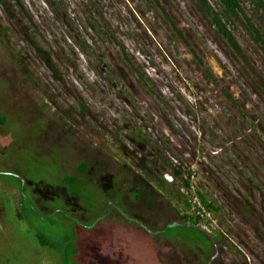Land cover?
Wrapping results in <instances>:
<instances>
[{
  "label": "trees",
  "instance_id": "obj_1",
  "mask_svg": "<svg viewBox=\"0 0 264 264\" xmlns=\"http://www.w3.org/2000/svg\"><path fill=\"white\" fill-rule=\"evenodd\" d=\"M105 1L29 0L26 3L25 0H16L13 3L14 6H11L7 0H0V7L7 9L8 17L6 20L8 25L0 22V39H5L7 48L10 50L11 57L15 61L23 80L44 94L39 106V113L44 116L45 122L48 123V129L54 124H58V127L65 128L69 132L68 138H76L77 134L81 137L82 131L78 129V125L85 126L89 122L91 123L88 97L84 96V92L77 89L76 86L75 90L68 87L65 74L61 70V59L76 56L78 49L88 58L90 63H92V57L96 56L95 63L92 64L93 67H87L89 70L91 68L101 71L110 70L107 71L105 79L100 77L103 85L122 86L120 73L121 68H124L129 73L136 75L137 83L142 85L141 88L161 95L157 86L149 81L151 79L145 70L139 67L136 60L128 53L127 46L120 39L121 34L115 26L118 19L113 16L117 13L112 14L107 11L113 2L106 5L103 3ZM188 1L198 11L201 18L220 34L222 42L226 43L232 51L234 62L240 68L237 70L247 73L246 76L250 80L247 84L258 87L264 94V76L258 72V67L253 64L233 33V30L236 29L234 24L243 27L245 36L248 37L247 40L255 44L256 55L264 64V0H214L218 9L211 4V0ZM158 2L159 0H153L151 7L156 12H160L163 15V20L173 27L175 36L193 54L197 65L205 71L207 77L217 81V77L208 69L204 60L176 28L173 18L162 7V4H166L165 2H170V0H160L159 5H157ZM14 7L24 17L19 16L14 11ZM121 19L119 17V20ZM58 24L62 26V29H65L66 35L72 41L69 45L65 39L66 49L60 43L53 28H49V26L58 27ZM14 26L18 29H16L17 34L31 48L32 65L40 62L51 73L52 83H54L52 86L44 85L29 68L24 56L12 50L9 41ZM44 30L50 32L49 37L47 34H43ZM83 31H85V35H83ZM68 46L69 48H67ZM94 47L97 48L96 52H94ZM106 50H110L109 55H113L116 61H111V63L108 61ZM98 77L95 78L96 83H99ZM109 81L112 82L107 83ZM87 84L90 85L91 83L88 81ZM5 87V84L0 82V165L7 166L9 169V166H15L14 160L16 158H12L11 161L7 159V161L1 162V160L7 158L6 149L9 145L6 144L5 134L8 133V125L14 122L12 120L14 114L11 115V113L15 112V106L8 97L9 106L13 105V111L7 110L6 100H4ZM77 92H79L80 97H78ZM225 94L231 102H235L231 93L225 91ZM121 99L124 98L121 97ZM118 101L121 100L118 99ZM197 128L201 129L199 125ZM98 131L104 136L106 135L101 129ZM49 132L55 131L48 130ZM118 134L121 138L120 144L125 149L122 150L121 146L120 150L116 152L121 163L119 173H132V177L136 179L133 183L131 177L130 183L128 179L125 183L120 182L122 186L119 187L113 180L114 175L112 173L99 175L98 170H96V180L94 181L88 165L82 162L83 165H79L77 174L62 171L61 186L54 188L52 185L40 182L35 188L28 190L27 187L23 186L22 180L15 178L9 170H3L0 171V177H3L0 180L4 181L5 188L0 187V220L11 218L15 214L14 216L20 220L30 222L35 232L33 236H30L33 242L53 252V257L50 258L52 259L51 264H103L101 248L107 242H112L111 239L116 230L133 238L139 237L152 247L168 243L181 245V241H183L181 237L169 235L165 228L167 224H175L179 221H184L190 225L189 229L199 228V218L194 214L196 207L188 194L181 191L185 189L190 193L191 187H194L206 210L212 213L221 226V229L213 230L210 234L205 233L211 240V247L226 245L238 255L244 256L237 246L235 237L242 238L241 234L236 225L232 223L233 220L224 215L225 206L221 202L222 200L228 201V199L224 198L225 195L220 190L224 188L229 197L234 196L229 185L218 180L217 168L219 167L217 164L211 162V166V163L207 164L202 161L197 176L191 174V165L187 166V164H183L184 168H173L175 172H167L151 158L150 154L144 155L142 143L146 145L145 141H137L138 147L136 148L131 139L122 136V132H118ZM134 134L136 133L134 132ZM84 136L89 142L90 136L87 133ZM60 139L59 137L58 142ZM195 139L198 140L196 136ZM14 140L13 143H10L11 148L15 145L17 136ZM21 152V150H17L18 158ZM53 152L58 151L53 150ZM161 154L160 151L159 157ZM208 157L211 161V157L215 156L208 155ZM161 162L164 164L166 161L161 157ZM16 168L22 170V167ZM166 172L173 177L174 182L169 183L165 179ZM249 181L254 183L252 179ZM94 182L95 185H93ZM9 184L16 188L14 192L12 188L9 189L11 187ZM89 186L100 189L102 193L96 199H89L88 202L81 192L88 189ZM126 189H131L132 193L127 194ZM12 197L13 201L7 199H12ZM99 198H102L101 201L104 202L100 205H104L107 210L106 217H94L93 220L96 222L94 226L87 227L89 230L95 227L96 236L92 237L89 233L78 235L74 229L72 235L74 237L69 238L68 232L71 229L68 230V221H80V219H85L84 216L89 217L91 213L95 212L93 207L96 206V201ZM221 198L224 199L221 200ZM58 200L62 201V204ZM229 205L232 206L230 203ZM156 207H161L166 213L171 214L169 219L156 217L155 213L160 214V212L154 211ZM54 215H60L62 220L60 222L54 221ZM43 222L46 223L45 227L42 226ZM78 229L81 230L80 226ZM48 231L55 232L56 236L47 237ZM186 245L189 247L187 248L188 252L191 255L193 253V256H197V252L202 249L199 243L190 241ZM181 249L184 250V248ZM151 251L160 253L161 248H151ZM41 253V251H37L35 255ZM11 258L13 259V257ZM15 258L14 260L8 259L9 263L7 264L23 262L21 258L17 256Z\"/></svg>",
  "mask_w": 264,
  "mask_h": 264
},
{
  "label": "rangeland",
  "instance_id": "obj_2",
  "mask_svg": "<svg viewBox=\"0 0 264 264\" xmlns=\"http://www.w3.org/2000/svg\"><path fill=\"white\" fill-rule=\"evenodd\" d=\"M7 1L9 4L11 3L12 6L16 0ZM25 1L28 3V0ZM152 1L153 0H106L103 3L109 5L113 2L109 5L107 11L112 14L117 13L113 17L118 19L115 26L121 34V36L119 35L120 39L127 46L128 53L136 60L139 67L148 74L151 79L149 81L155 84L159 91H161L160 97L162 98L164 96L165 100L169 101L174 100L179 108L182 107V102H186V104L192 108L191 118L187 123L192 124L193 127L187 125L188 134L194 136L198 125H200L203 127V130L206 131L209 139H212L215 135L224 138L225 143H227L226 140L229 141V139H234V144L231 145L237 148L240 158L233 157L232 163L240 172L246 173V176L251 175L255 184L264 183V166L259 162L260 158L264 159V150H260L259 147L256 146L250 132H245L243 130L241 121L236 118L237 115H235L234 110L231 108V101L223 96L222 93V90L230 91L229 93L233 96H237L238 99L239 97L244 99L245 96L247 97L246 103L259 102L262 98L251 96L252 92L250 93V91L252 90L247 84L249 82L246 76L247 73L237 70L239 66L235 64V59L228 46L224 49V42H222L220 34L215 31V29L211 28L208 22L201 18V15L188 0H170V2H165L166 4H162L161 2L167 14L173 18L176 28L193 46L197 54L204 60L206 66L210 68L217 77V81L209 79L204 70L197 65L193 54H191L188 48L175 36L173 27L163 20V15L160 12H156L151 7ZM159 2L157 5H159ZM211 2V4L218 9L214 0H211ZM11 8L9 9L11 10ZM6 11V8L2 9L0 7V22L4 25H8L6 21L8 18ZM14 11H16L19 16L24 17L15 7ZM119 17L122 19L119 20ZM234 26H236V29L233 30V33L236 39L241 47L249 53L248 48L251 49L252 42L247 41L248 37L245 36L243 27H238L236 24H234ZM51 27L58 35L62 46L66 49L67 43L65 39L69 45L72 41L66 35L65 29H62V26H59V24L58 27L49 26V28ZM16 29L17 27L14 26L13 32L10 34L9 45L12 50L24 56L29 68L44 85L52 86L54 83H52L53 77L51 73L40 62L39 64L32 65L31 48L23 41L20 35L17 34L18 29ZM49 33L50 32L46 30L43 31V34H47V36ZM83 35H85V31H83ZM67 48H69V46ZM227 50L229 51L228 53ZM96 51L97 48L94 47V52ZM108 52H110V50H106L108 61L110 63L111 61H116V58L111 54L109 55ZM77 53L79 54L78 62V58L72 53L73 56L61 59V70L64 72L63 74H65L67 86L71 89L76 86L69 73V67L71 66L74 67L75 77H78L79 74L76 71L79 70L80 73H83V69L88 70L90 74H92L91 76L95 74V78L99 76L97 78L99 83H96L95 97V100L98 101L99 104L92 103L93 101L88 98L91 107V123L89 122L85 126H78V129L82 131L80 135L82 139L81 143L80 145L72 143L71 146L67 148L68 143L66 144L64 140L68 138V135L70 136L69 132L65 128L58 127V124H54L48 129V123L45 122L44 116L39 113V106L44 94L41 90L30 86L23 80L15 61L11 57V52L7 48L5 39H0V82L4 83L6 86L4 100H6V108L8 111L10 109L13 111V105L11 104L9 106V99L13 101L15 106V112L11 113V115L14 114V116H12L14 122L8 125V133L5 134L6 144L9 145L6 149L7 158H3L1 162L4 160L7 161V159L11 161L12 158H16L14 160L15 166L11 165L8 169L7 166L0 165V171L9 170L10 173L16 174L21 180H31L30 182L33 184L44 182L56 188L62 185L61 179L63 177L61 175L63 172L68 171L72 174H77L78 166L82 162L90 161L91 163L95 162L98 164V167L95 166L94 170H98L99 175L103 173H112L116 185L121 187L122 184H120V182L125 183L129 179L130 183V178L133 174L128 172L119 173L121 163L115 160L118 158H115L114 154H112L111 157H105V153H97L94 148L100 149L103 147V144H93V147L88 143L84 135L86 133L90 134L89 138L95 140L97 137H101L98 129H101L103 132L106 131L105 124L108 129L116 125L109 120V117H113V114L107 108V103L105 104L103 101H106L108 98L115 100L116 98L119 99L123 97L140 108L141 104L139 100H146L147 97L141 93L136 75L129 73V71L124 70V68H121L122 71L120 73V83L122 86L115 87L111 84H109L111 86L103 85L100 77L105 79L107 71L110 70L101 71L93 70V68L89 70L87 67H93L92 64L95 63L96 56L92 57V63H90L88 58L80 53L79 49ZM253 58L256 66L262 65V62H257L258 56H253ZM81 78H84L87 82L90 77L86 75ZM110 82L112 81L107 83ZM172 90H174V92H172ZM84 96L88 97L87 94ZM253 98L254 100H252ZM120 100L122 101V99ZM262 110L263 111L256 112L253 108L252 112H248V114L249 116L255 114L256 118L257 116H262L264 119V108ZM118 114L120 115L119 117H121V114ZM196 117L201 120L199 124L194 121ZM177 119L182 120L178 116ZM262 123L264 126V120ZM184 129L185 128H183L182 131ZM48 130H53L56 134L55 132L48 133ZM235 130L241 131L240 134H243V141L238 142L236 140L234 136ZM119 131L120 130L112 131V136L110 137L115 141L116 139L121 140L118 134ZM253 134L259 136L256 131H253ZM16 136V143L11 148L10 143L15 141L14 138ZM59 137L61 139L58 142ZM245 140L247 141L244 143ZM261 140L264 142V134L261 135ZM181 144L182 141L178 139L176 141L178 148H182ZM253 145L255 146L254 151ZM18 149L22 151L19 158L17 157ZM53 150L58 152L52 153ZM197 157L203 158L202 155H196L195 158ZM242 161H250V165H245ZM203 162L208 164L212 162L213 164H217L218 167L220 166L216 156L211 157V161L208 158L207 161L205 160ZM16 167H22V170H18ZM219 169L220 168H217V171ZM0 178L2 179L3 177ZM95 184L94 182L93 185ZM9 185L11 186L9 189L12 188L14 192L16 190L14 185ZM0 187L5 188L3 180H0ZM27 189L29 190L28 187ZM126 190L127 194L132 193L131 189ZM81 193L89 202V199H96L99 197L102 191L98 188L89 186L88 189L83 190ZM7 199L13 201V197L12 199ZM222 199L224 198H221V200ZM101 200L102 198H99L96 201V206L93 207L95 212L91 213L89 217L84 216L85 219H80V221H68V230L71 229L68 232L69 238L74 237L72 236L74 234V229H76L78 235L89 233L92 237L96 236V228L92 227L89 230L87 227L94 226L96 223L93 220L94 217H106L107 210L104 205H100L104 203ZM58 201L62 204V201ZM221 203L225 206V217L233 220L232 223L235 225L236 223H240L239 226L242 230L239 229L240 227H237V230L240 232L242 238L235 236L236 243L240 249L244 251L247 250V247L250 245L248 240L250 236L249 222L251 220L252 223H259L260 220L257 221L253 220V217L251 218L253 209L251 208V210H249L248 200H237L238 211L236 209L233 214L229 213L231 208L227 204V201L222 200ZM110 206L112 207V205ZM250 207H252L251 204ZM128 209L130 208L128 207ZM154 211L160 212V214L155 213L156 217L160 216L161 218L169 219L171 216V214L166 213L161 207H156ZM237 214H240L239 217H236ZM14 215L15 214H13V216ZM13 216L0 220V264H7L9 263L7 261L8 259L14 260L16 256L23 260V262H19V264H51L52 259L50 258L53 257L52 250L40 247V245L33 242V239L30 238V236L35 234L32 224L20 220L17 216H14L15 218ZM53 217L54 221L60 222L62 220L60 215H54ZM232 217H234V219ZM238 218H241V221ZM259 225L262 226V223H259ZM42 226L45 227L46 223L43 222ZM78 226H80L81 230L78 229ZM165 229L169 235H178L183 241L199 243L203 250L212 251L213 246L211 247V241L207 235L201 231L192 229L186 230L184 227L177 224H167ZM113 234L114 237L111 239L112 242H105L106 244L104 243L105 245L101 248V261L103 264H174V260L169 254H160L151 251V248H171V246L167 244L154 245V247H152V245L150 246L144 240L138 242L135 240L137 237L133 238L125 233H120V231L116 230ZM54 236H56L55 232H47V237L53 238ZM181 245L175 246L176 248H184L187 250V246ZM220 247L223 248L222 246ZM37 251H41L42 253L36 256L35 252ZM181 253L183 255L185 254L183 252ZM199 254L201 255L200 251H198L197 256ZM11 257H13V259ZM183 257H185V255ZM240 259L242 258L236 257L233 254L229 255L228 251L222 250L221 256L214 261V264L235 263ZM194 260H186L184 258L183 264H197V261ZM200 260V264H208L205 256H201Z\"/></svg>",
  "mask_w": 264,
  "mask_h": 264
},
{
  "label": "flooded vegetation",
  "instance_id": "obj_3",
  "mask_svg": "<svg viewBox=\"0 0 264 264\" xmlns=\"http://www.w3.org/2000/svg\"><path fill=\"white\" fill-rule=\"evenodd\" d=\"M226 46L227 45L225 43L224 49L226 48ZM248 49H249V53L247 52V54L249 55L253 64L256 65V63H254L255 60L253 58V56H257L256 55L257 48L255 44L252 42L251 49L250 48ZM228 52L229 51L227 50V53ZM78 56L79 54L77 53L75 57L78 58ZM78 61L79 58L77 59V62ZM257 62L259 63L262 62L259 56ZM257 67H258V72L262 73V75L264 76V64L262 63V65L260 66L257 65ZM76 72L79 73L78 77H75L74 67L72 66L69 67V73L72 76V80L76 84V88L84 92V95L87 94L88 98L93 101L92 103L99 104V102L95 100L96 97L95 74L91 76L92 74H90V72L86 69L82 70L83 73H80L79 70H77ZM86 75L90 77L89 80H87V82L89 81L91 83L90 85L87 84L84 78H81ZM141 86L142 85L138 84L141 93L145 95L147 99L139 100L141 104L140 108L136 107L134 103L129 101L127 98L122 99V101H116L118 100V98H116L115 100L108 98L106 101H103V103L105 104L107 103V108L113 114V117H109V120H111V122H113L116 125L108 129L107 125L105 124L106 131H104V133L106 135L104 136L103 133H100L101 137H97L95 140L90 139L88 143L92 146L93 144H99V145L103 144V147L100 149L94 148L96 149L97 153L98 152L99 154L105 153L106 155L105 157L108 156L111 157L112 154H114L116 158L117 157L116 152L120 150V147L122 145L120 144V140L116 139L115 141L110 136H112L111 134L112 131L120 130L119 132H122L123 136L132 140V144L136 148L138 147L136 143L137 141L138 142L145 141L147 143L146 145L145 143H142L144 149L143 150L144 155L150 154L151 158L154 159L158 165H161L164 168V171L167 172L174 171L175 168H179V167L184 168L183 164H187L188 166L193 162L196 155H202L206 161L208 160V158L210 159L208 155L216 156L218 163L220 164L219 166L220 169L217 171V176L219 178L218 180L220 182L224 181L227 185H229V188L232 190L234 196L232 198L229 197L228 193L225 192L224 188L220 190L222 194L224 193L225 195L224 198L228 199L227 204L229 205L230 203L232 205V206L229 205V207L231 208V210H229V213L233 214L236 211V209L238 211L237 200L239 199H244L246 201L248 200L249 210H251V208L253 209V213H251V218L253 217V220H257V221L260 220L259 223H262V226H260L258 222L252 223L250 220L249 222L250 236L248 239L250 245L247 247L248 249L245 251L240 249L244 256L238 255L237 253L232 251V249L227 248L226 245H224L223 248H221L220 246H219L220 248L214 247L212 248V251H208V250L205 251L201 249L199 250L201 252V256H205L208 263L211 262L210 264H214V261H216L221 256L222 250H225L229 252V255L233 254L236 257L242 258L235 263L229 262L228 264H264V183L261 182V184H255L250 182L249 181L250 179L253 180V178H251V175L246 176V173L240 172L237 169V167L232 163L233 157L240 158L237 148L232 146L235 140L229 139V141L226 140L227 143H225L224 138L216 135L213 136L212 139H209L207 137L206 131L203 130V127L200 125L199 126L201 127V129L197 128V131L195 130L196 133L194 134V136L188 134L187 125L193 127L192 124L187 123L191 118L192 108L189 107L188 104H186V102H182L181 104L182 107L179 108V106L176 104L174 100H170V101L165 100L164 96L161 98L160 97L161 95H158L157 93H154L153 91L150 90H146V89L144 90V88L143 87L141 88ZM249 88L252 90L250 91V93L252 92L251 96H255L256 98L260 97L262 99L259 102L256 101L252 103L249 102L246 103L247 97L244 96V99L239 97L238 99V97L234 95L232 97L235 100V102H231V108L234 110L235 115H237L236 118L241 121L243 130L245 132H250V134L253 136L252 139L256 144V146L259 147L260 150H264V142L261 140V135L264 134V126L262 123L264 119L262 116H257L256 118L255 114H251L250 116L248 114V112H252L253 108L256 110V112L263 111L262 109L264 108V94L262 93V91H260L258 87H255L252 84L249 85ZM73 89L75 90V88ZM225 91L226 90H222V93L223 96L227 97ZM172 92H174V90H172ZM226 92L229 93L230 91H226ZM78 93L79 92H77V95L78 97H80ZM252 100H254V98ZM118 113L121 114V117H119L120 115ZM90 116H91V107H90ZM177 116L180 117V119L182 120H178ZM194 121L198 123L201 122V120L197 119V117L194 119ZM183 128L185 129L182 131ZM253 131H256L259 134V136L253 134ZM134 132L136 134H134ZM240 132L241 131L239 130H235L234 132V136L238 142L243 141V134H240ZM88 135L90 136V134ZM195 136L197 137L198 140L195 139ZM178 139L182 141L181 144L182 148H178V146L176 145V141ZM246 141L247 140H245L244 143ZM64 142L66 144L68 143L67 148H69L72 143H77L78 145H80L81 139L77 134L76 138H66ZM254 147L255 146L253 145V151H254ZM122 150H125L123 146H122ZM160 151L162 152V154L159 157ZM161 157L162 159L164 158V160L166 161L164 164L161 162ZM116 161L119 160L117 159ZM242 162L245 165H250V161H242ZM259 162L262 163L264 166L263 158H260ZM83 163L88 165L90 175L92 174L93 180L95 181L96 170L94 169L95 166L98 167V164H96L95 162L91 163L90 161ZM107 175L111 176L109 174ZM14 177L20 179L15 174ZM135 180L136 179L132 177V183ZM22 181L24 187H28L31 189L35 188V186L38 185V183L33 184L32 182H30L31 180L24 179ZM250 204L252 205V207H250ZM239 215L240 214H237L236 217H239ZM232 218L234 219V217ZM238 219L241 221V218ZM175 224L184 227L186 229L190 228V225H188L184 221H179ZM239 225L240 223H236V227H240ZM239 229H241V227ZM193 230L201 231L204 234L206 233L199 228H194ZM135 240L140 242L142 239L137 237ZM181 252L185 253L184 255L186 258H189L188 254L190 253L186 249L183 250L181 248H168V253L170 256L172 255V253H177L182 255Z\"/></svg>",
  "mask_w": 264,
  "mask_h": 264
},
{
  "label": "built area",
  "instance_id": "obj_4",
  "mask_svg": "<svg viewBox=\"0 0 264 264\" xmlns=\"http://www.w3.org/2000/svg\"><path fill=\"white\" fill-rule=\"evenodd\" d=\"M200 163L201 159L197 158L195 159L194 164L190 167V171L193 176L198 175ZM166 178L170 183L174 182L173 177L170 174L167 175ZM181 191L186 192V194H188V197L192 199V203L196 207V210H194V214L199 218L198 226L202 231L210 234L213 230L221 229L218 220L213 217L212 213L206 210L205 206L200 200V197L196 193V189L194 190V187H191L190 193L185 189H182Z\"/></svg>",
  "mask_w": 264,
  "mask_h": 264
},
{
  "label": "water",
  "instance_id": "obj_5",
  "mask_svg": "<svg viewBox=\"0 0 264 264\" xmlns=\"http://www.w3.org/2000/svg\"><path fill=\"white\" fill-rule=\"evenodd\" d=\"M184 255L182 254H177V253H174L171 255L172 259L174 260V264L178 263V264H183V259L185 258L186 260H194V261H197V264H200V262L194 258V257H190V258H186V257H183Z\"/></svg>",
  "mask_w": 264,
  "mask_h": 264
},
{
  "label": "crops",
  "instance_id": "obj_6",
  "mask_svg": "<svg viewBox=\"0 0 264 264\" xmlns=\"http://www.w3.org/2000/svg\"><path fill=\"white\" fill-rule=\"evenodd\" d=\"M178 240H179V239H178ZM180 241H181V240H180ZM181 243H182V245L187 246V245H186V244H187L186 241H181ZM167 245H168V246H171V248H176V246L173 245V244L168 243ZM187 248H188V246H187ZM162 253L169 254V253H168V248H161L160 254H162ZM172 254H174V253H172Z\"/></svg>",
  "mask_w": 264,
  "mask_h": 264
},
{
  "label": "clouds",
  "instance_id": "obj_7",
  "mask_svg": "<svg viewBox=\"0 0 264 264\" xmlns=\"http://www.w3.org/2000/svg\"><path fill=\"white\" fill-rule=\"evenodd\" d=\"M77 52H78V51H77ZM197 158H198V157H197ZM197 158H195V159H197ZM195 159H194L193 162H192L191 164H189V165L192 166V165L194 164ZM200 159H201V158H200ZM202 161H205V159L202 158V159H201V162H202ZM207 164H208V163H207ZM189 165H188V166H189ZM167 175H169V174H167V172H166V174L164 175V177H165V179L168 181V179L166 178ZM168 182H169V181H168ZM169 183H170V182H169ZM199 229H200V228H199ZM203 232H204V231H203ZM188 257L190 258V257H191V254H188ZM193 257L196 258V256H193ZM200 257H201V255L199 254V255L197 256V258H196L199 262H200Z\"/></svg>",
  "mask_w": 264,
  "mask_h": 264
}]
</instances>
